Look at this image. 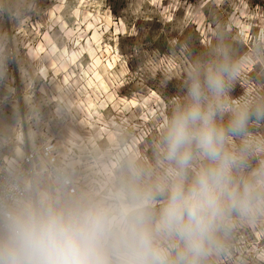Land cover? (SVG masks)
I'll return each instance as SVG.
<instances>
[{
    "label": "rangeland",
    "instance_id": "obj_1",
    "mask_svg": "<svg viewBox=\"0 0 264 264\" xmlns=\"http://www.w3.org/2000/svg\"><path fill=\"white\" fill-rule=\"evenodd\" d=\"M218 46L240 69L224 103L264 104V0H0V154L37 153L30 191L103 194L129 158L155 166L172 99ZM247 139L250 171L264 120ZM208 264H264V217Z\"/></svg>",
    "mask_w": 264,
    "mask_h": 264
},
{
    "label": "clouds",
    "instance_id": "obj_2",
    "mask_svg": "<svg viewBox=\"0 0 264 264\" xmlns=\"http://www.w3.org/2000/svg\"><path fill=\"white\" fill-rule=\"evenodd\" d=\"M239 71L225 46L194 64L155 166L129 158L103 194L0 193V264H208L237 220L264 217V164L248 171L247 139L264 104L224 103Z\"/></svg>",
    "mask_w": 264,
    "mask_h": 264
},
{
    "label": "built area",
    "instance_id": "obj_3",
    "mask_svg": "<svg viewBox=\"0 0 264 264\" xmlns=\"http://www.w3.org/2000/svg\"><path fill=\"white\" fill-rule=\"evenodd\" d=\"M37 158L35 151H28L19 161L6 159L0 154V193L29 192L32 166Z\"/></svg>",
    "mask_w": 264,
    "mask_h": 264
},
{
    "label": "bare ground",
    "instance_id": "obj_4",
    "mask_svg": "<svg viewBox=\"0 0 264 264\" xmlns=\"http://www.w3.org/2000/svg\"><path fill=\"white\" fill-rule=\"evenodd\" d=\"M17 153H18V155L20 156V157H24L25 156V151L22 149V148H18L17 149Z\"/></svg>",
    "mask_w": 264,
    "mask_h": 264
}]
</instances>
